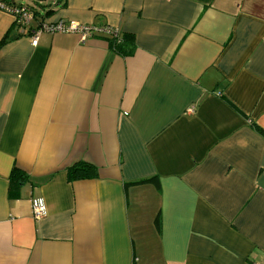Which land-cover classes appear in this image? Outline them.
<instances>
[{"label": "crops", "instance_id": "1", "mask_svg": "<svg viewBox=\"0 0 264 264\" xmlns=\"http://www.w3.org/2000/svg\"><path fill=\"white\" fill-rule=\"evenodd\" d=\"M58 4L133 50L0 10V264H264V0Z\"/></svg>", "mask_w": 264, "mask_h": 264}, {"label": "trees", "instance_id": "2", "mask_svg": "<svg viewBox=\"0 0 264 264\" xmlns=\"http://www.w3.org/2000/svg\"><path fill=\"white\" fill-rule=\"evenodd\" d=\"M60 1L61 0H51V2H49L46 6L36 3V5L41 8L38 9L26 3H17L15 0H0V10L9 13L16 19L15 23L17 24L18 29L25 30L26 28H29L32 23L37 24L38 26L33 31L34 33L39 30L43 24H46L41 23L42 20L47 18L54 12L53 9L58 7V2ZM15 12H18L19 16H17ZM24 14L30 16V22L28 24L22 25V23L19 22V19ZM108 40L112 49L118 54L128 55L132 53L134 42L131 36H128L126 34H119V37L117 39L108 38ZM93 175V168L85 163H78L67 170V176L69 181L90 179ZM24 180V175L18 170L13 169L10 174L9 180L11 191H18L23 185Z\"/></svg>", "mask_w": 264, "mask_h": 264}, {"label": "built area", "instance_id": "3", "mask_svg": "<svg viewBox=\"0 0 264 264\" xmlns=\"http://www.w3.org/2000/svg\"><path fill=\"white\" fill-rule=\"evenodd\" d=\"M19 16L18 12H15ZM15 19V18H14ZM16 20V19H15ZM18 22V21H17ZM19 22L23 24H28L30 22L29 15H22ZM42 32H52V33H62V34H78L81 42H86L87 39L93 36H106L108 38L117 39L119 37V32L110 27H96V26H84L73 22L65 23H46L41 26L39 30L33 33L31 38V44L36 45L38 36ZM32 214L34 219L40 220L45 217L46 209L45 204L41 199H36L31 202Z\"/></svg>", "mask_w": 264, "mask_h": 264}, {"label": "rangeland", "instance_id": "4", "mask_svg": "<svg viewBox=\"0 0 264 264\" xmlns=\"http://www.w3.org/2000/svg\"><path fill=\"white\" fill-rule=\"evenodd\" d=\"M17 3H26L28 5L34 6L38 9H41L39 6L36 5V3L47 5L51 0H15Z\"/></svg>", "mask_w": 264, "mask_h": 264}]
</instances>
